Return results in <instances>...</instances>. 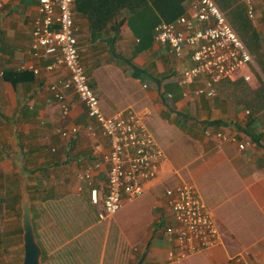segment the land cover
Masks as SVG:
<instances>
[{
    "label": "crops",
    "instance_id": "crops-1",
    "mask_svg": "<svg viewBox=\"0 0 264 264\" xmlns=\"http://www.w3.org/2000/svg\"><path fill=\"white\" fill-rule=\"evenodd\" d=\"M37 2L0 0V192L26 181L46 264H247L255 253L264 260V0H252L247 33L224 15L242 42L259 48L254 64L219 83L213 98L195 93L200 81L181 79L190 51L177 58L153 35L160 23L190 15L197 0H75L78 54L102 113H137L165 156L144 193L124 199L105 222L97 220L90 188H106L108 142L70 91L62 116L56 95L67 72H47L48 61L31 48ZM8 70L33 79L11 84L2 79ZM72 126L75 134L61 135ZM88 169L92 185L79 179ZM186 182L196 186L221 240L174 262L167 230L176 225L165 190Z\"/></svg>",
    "mask_w": 264,
    "mask_h": 264
},
{
    "label": "built area",
    "instance_id": "built-area-1",
    "mask_svg": "<svg viewBox=\"0 0 264 264\" xmlns=\"http://www.w3.org/2000/svg\"><path fill=\"white\" fill-rule=\"evenodd\" d=\"M241 1L247 6L248 17L253 19L252 0ZM37 3L39 18L34 23L31 48L37 58L48 61L47 72L59 67L67 72V77L60 82L62 94L56 95L62 116L69 112L63 93L70 91L108 142L106 188L104 191L90 188L91 203L99 205L97 220L105 222L121 209L124 199H135L144 193L145 183L157 177L165 156L137 113L130 109L112 116L102 113L78 54L75 0H38ZM154 40L167 46L177 58L183 57L186 49L190 51L189 64L181 71V79L184 84L200 81L202 86L195 93L207 98L216 96L215 85L220 81L231 79L247 65L254 64L247 47L214 0H197L190 15L160 23L154 30ZM30 69L38 74L36 69ZM77 131L78 128L72 126L61 135ZM230 140L239 150L245 149V143H239L235 138ZM79 179L92 185L91 170H85ZM165 198L176 225L167 230L174 243L170 254L172 261H183L219 245V228L195 185L186 182L169 187L165 190Z\"/></svg>",
    "mask_w": 264,
    "mask_h": 264
},
{
    "label": "rangeland",
    "instance_id": "rangeland-1",
    "mask_svg": "<svg viewBox=\"0 0 264 264\" xmlns=\"http://www.w3.org/2000/svg\"><path fill=\"white\" fill-rule=\"evenodd\" d=\"M255 17V16H254ZM249 18V17H248ZM250 19V18H249ZM255 20V18L250 19ZM242 41V40H241ZM247 47V44L243 42ZM251 56L255 53L253 48L247 47ZM252 52V53H251ZM254 60V58H253ZM196 90V88H194ZM187 92V100L194 98L193 91ZM6 185V184H5ZM19 182L16 181L14 188H5L0 192V264H22L23 258V242L21 227V198ZM28 193V191H27ZM30 201V199H29ZM32 214V213H31ZM36 238V236H35ZM37 242V238H36ZM38 243V242H37ZM42 244V243H41ZM39 245V244H38ZM42 251L41 262L46 264L48 253L45 252L47 247L39 246ZM247 264H264L260 254H248ZM238 258L235 257L234 260ZM235 264H238L237 262Z\"/></svg>",
    "mask_w": 264,
    "mask_h": 264
},
{
    "label": "trees",
    "instance_id": "trees-1",
    "mask_svg": "<svg viewBox=\"0 0 264 264\" xmlns=\"http://www.w3.org/2000/svg\"><path fill=\"white\" fill-rule=\"evenodd\" d=\"M215 2L221 8V12L223 14H224L223 9L226 11L224 15L231 22V24L233 26L234 25L238 26V29H239V30H237L238 32H240V30H242L243 34L248 32V30H249L248 21L250 19L248 18V15H247V6L245 5V3L243 1H241V0H215ZM245 9H246V11H245ZM178 15L179 14H177L176 17ZM239 18H241L242 20L239 22V25H238ZM169 21H171V20H169ZM153 35H154V31H153ZM241 38H242V36H241ZM251 41H252V39H251ZM244 42L247 44V47L253 48L254 51H256L257 48H259V46L256 45V43L254 45H252V44H250V42L249 43L246 42V40ZM2 79L11 82V84H14L18 80L33 79V74L27 73V72L18 73V72L12 71V70H8V71L4 72ZM226 80H228V79H225L223 81H226ZM223 81H220L219 83H221ZM219 83L215 85L216 90H217V86L219 85ZM165 95H166V93H165ZM107 166H108V164H107ZM107 171H108V167H107Z\"/></svg>",
    "mask_w": 264,
    "mask_h": 264
},
{
    "label": "water",
    "instance_id": "water-1",
    "mask_svg": "<svg viewBox=\"0 0 264 264\" xmlns=\"http://www.w3.org/2000/svg\"><path fill=\"white\" fill-rule=\"evenodd\" d=\"M26 181L23 179L20 184L21 198V227L23 242L22 264H42V251L36 242L34 228L32 224V214L30 209L29 196L26 189Z\"/></svg>",
    "mask_w": 264,
    "mask_h": 264
}]
</instances>
